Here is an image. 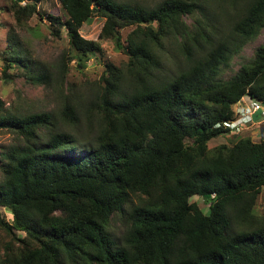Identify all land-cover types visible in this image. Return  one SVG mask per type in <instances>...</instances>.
Returning <instances> with one entry per match:
<instances>
[{
  "label": "trees",
  "instance_id": "1",
  "mask_svg": "<svg viewBox=\"0 0 264 264\" xmlns=\"http://www.w3.org/2000/svg\"><path fill=\"white\" fill-rule=\"evenodd\" d=\"M10 1L20 25L43 16L36 0ZM59 2L64 14L46 17L55 37L66 32L63 62L34 60L15 36L5 56L7 82L18 68L33 84L55 87L58 107L12 111L0 97V128L16 135L2 151L0 208L12 220L0 215L8 238L0 264H264V214L256 209L264 138L209 147L230 132L223 123L235 119V103H264V43L223 78L264 29V0ZM226 3L234 11L222 29L213 18ZM185 15L195 16L192 27ZM94 17L104 20L99 39L112 40L128 62L106 61L90 97L64 94L65 59L84 69L103 52L81 34ZM168 44L184 56L171 69Z\"/></svg>",
  "mask_w": 264,
  "mask_h": 264
},
{
  "label": "rangeland",
  "instance_id": "2",
  "mask_svg": "<svg viewBox=\"0 0 264 264\" xmlns=\"http://www.w3.org/2000/svg\"><path fill=\"white\" fill-rule=\"evenodd\" d=\"M27 0H21L22 4H25ZM33 1V0H31ZM35 1V0H34ZM38 9L43 14L42 18L40 15L35 14L24 24H18L16 17L13 13L8 10L10 0H0V97L3 104L9 107L12 111H24L28 112L31 110H47L53 111L58 107V101L56 99V88L46 85H36L30 82L20 69H9L11 75V81L7 82L4 78L5 69V56L9 55L8 51L12 49L10 46L11 36H15L17 40L21 41L23 48L27 49L34 60L42 61L47 65L57 67L63 61V55L70 53V44L66 35L63 32L61 38H57L52 33V28L47 19V14L52 13L56 16H62L63 10L59 0H36ZM147 5H155L162 0H136ZM226 7L223 6L222 11H217L213 18L216 27L226 28L225 19L228 18V13H233L234 7L231 3H226ZM196 17H200L198 13ZM185 21L189 26L195 23V16L185 15ZM104 24V20L98 17H94L87 22L81 29V34L88 39H93L100 42L102 47V54L99 58H91L87 67L81 69L76 64V60L68 62L69 72L67 79L63 86L64 94H77L85 98L90 97V90L95 85V82L100 78L104 69L105 62L111 61L120 67L126 66L128 62V56L121 50L115 47L112 40H100L99 34ZM133 28L129 27L122 30L123 41L126 40L128 34ZM227 30V29H225ZM180 40V39H179ZM167 43V40H166ZM264 43V29L256 37L255 40L247 43L242 49L241 53L236 55L232 60L231 68L227 69L223 73V78L228 79L237 73L241 64L250 56L253 55L255 49ZM165 52L168 56L166 62L167 68H173L176 63H184V56L180 51L179 47L168 44L165 48ZM184 66V65H182ZM248 101H252L249 97H244ZM255 123L245 127L239 134H223L214 139L209 143L210 148H214L219 144L227 143L232 144L239 138L251 137L254 141H260L264 138L261 130L264 131V121L261 112H256L253 115ZM16 140V135L11 131L0 128V178H2V151L8 150L11 144ZM194 201H197L199 205L208 211L209 207L205 203L202 197L195 196ZM256 209L260 214H264V188L259 194ZM0 215L6 220H12V213L0 208ZM113 228L117 231L122 227V221L115 217L112 221ZM8 239L4 237L3 231L0 230V249L2 248L3 241Z\"/></svg>",
  "mask_w": 264,
  "mask_h": 264
},
{
  "label": "built area",
  "instance_id": "3",
  "mask_svg": "<svg viewBox=\"0 0 264 264\" xmlns=\"http://www.w3.org/2000/svg\"><path fill=\"white\" fill-rule=\"evenodd\" d=\"M235 119L224 122V128H229L230 133L239 134L245 127L254 123L253 115L256 112L262 113V118L264 121V103L260 100L253 99L248 101L245 98L240 99L234 105ZM218 124L217 126H220ZM264 131L262 132V136Z\"/></svg>",
  "mask_w": 264,
  "mask_h": 264
},
{
  "label": "clouds",
  "instance_id": "4",
  "mask_svg": "<svg viewBox=\"0 0 264 264\" xmlns=\"http://www.w3.org/2000/svg\"><path fill=\"white\" fill-rule=\"evenodd\" d=\"M244 98V97H243ZM236 104V103H235ZM233 109H234V106H233ZM255 123V122H254ZM262 132H263V130H262ZM230 133V132H229ZM262 134V133H261Z\"/></svg>",
  "mask_w": 264,
  "mask_h": 264
},
{
  "label": "crops",
  "instance_id": "5",
  "mask_svg": "<svg viewBox=\"0 0 264 264\" xmlns=\"http://www.w3.org/2000/svg\"><path fill=\"white\" fill-rule=\"evenodd\" d=\"M261 133H262V130H261Z\"/></svg>",
  "mask_w": 264,
  "mask_h": 264
}]
</instances>
